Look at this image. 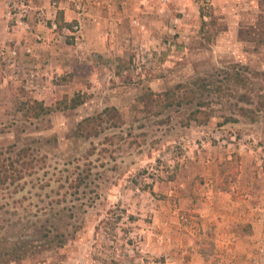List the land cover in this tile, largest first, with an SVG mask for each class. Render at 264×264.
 <instances>
[{"label": "rangeland", "instance_id": "374dc122", "mask_svg": "<svg viewBox=\"0 0 264 264\" xmlns=\"http://www.w3.org/2000/svg\"><path fill=\"white\" fill-rule=\"evenodd\" d=\"M0 264H264V0H0Z\"/></svg>", "mask_w": 264, "mask_h": 264}, {"label": "trees", "instance_id": "16d2710c", "mask_svg": "<svg viewBox=\"0 0 264 264\" xmlns=\"http://www.w3.org/2000/svg\"><path fill=\"white\" fill-rule=\"evenodd\" d=\"M77 103H79L77 100H75V98H73L72 102H71V106H75ZM194 117V116H193Z\"/></svg>", "mask_w": 264, "mask_h": 264}]
</instances>
